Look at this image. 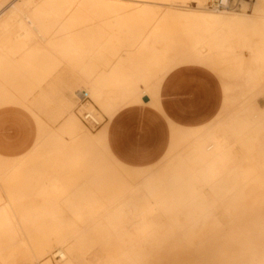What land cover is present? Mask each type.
<instances>
[{"label":"bare ground","instance_id":"bare-ground-1","mask_svg":"<svg viewBox=\"0 0 264 264\" xmlns=\"http://www.w3.org/2000/svg\"><path fill=\"white\" fill-rule=\"evenodd\" d=\"M218 1L0 0V147L10 138L13 141L14 136L10 130L12 126L17 128L19 123L16 105L24 107L26 115L32 114L39 128H44L36 142L71 143L76 138L89 140L100 138L105 142L104 115L111 118L121 106L135 100L140 101L143 93L149 95L147 87L158 84L163 78L161 56L148 48V42L178 48L179 43H187L183 38L176 36L178 28L183 25L184 28L194 26L199 31L201 39L197 45L205 49L212 44L213 34L218 30L250 31L260 37L258 45L264 48V0H226L223 5L218 4ZM189 55L184 54L183 57ZM49 79L50 82H47ZM46 83L50 84L44 85ZM64 91L69 92L68 97L63 96ZM79 92L86 93L87 99L84 102L79 100ZM251 92L245 96L247 108L253 122L261 123L264 121V104L256 99L254 92ZM55 94L56 97H51ZM149 97L155 104L156 97L153 95ZM75 99L79 100V104ZM85 111L96 115L101 122V128L96 129H102L103 133L99 135L82 133L84 131L82 122L87 125L81 118ZM41 114L53 117L49 119L53 120L54 126L48 125L49 119L47 123L44 122L46 120L40 118ZM77 115L82 122L76 118ZM57 120L61 121L62 125L60 124V129L55 130ZM248 125L250 124L238 127L225 120L214 125L213 157L217 163L226 162L231 153L240 147L241 142L248 136L249 128H246ZM201 139L197 136L192 137L187 144L192 146ZM204 163L208 161L202 162ZM53 164L56 170L65 169L72 174L77 172L73 168L76 166L75 163L65 161L57 155ZM112 164L115 166H111V171L108 170L110 175L107 173L110 177L106 180L100 179L101 181L93 185L92 194L104 195L110 190L115 191L116 188L126 190L136 186L137 169ZM1 169L0 167V172L3 171L5 174L6 171ZM254 173H259V170H254ZM1 177L9 176L2 174ZM101 178H107V175ZM180 180L189 184L205 183L207 179L203 176V170L189 167L184 173V178ZM186 184L170 186L165 197H179L180 194L175 192ZM5 193L7 194L4 192V195ZM2 195L0 193V218L4 223L0 225V239H6L11 234L19 241L18 250L11 257L9 264H23L25 260L31 262L35 258L39 259L30 264L37 262L47 264L55 252H61L65 256V259L57 264H111L118 261L121 255L132 253L129 248L114 246L107 251L112 254L111 258L91 260L81 250L78 240L72 239L82 235L83 230L72 231L70 240L62 239L60 231H55L56 239L53 242L48 241L46 237L47 241H44L49 244L28 245L32 241L14 228L19 221L16 218L18 221L15 223L17 216H14L15 206L18 204V211L26 209L25 198L21 197L22 194L17 197L8 194L5 196L6 199ZM19 197L23 199H17ZM65 200L67 202L69 199L56 200L53 203L54 208H62ZM46 201L42 198L39 202L36 200L33 204L30 202L35 215H42L46 211ZM70 202L72 203L71 199ZM185 204L189 203L179 202L181 206ZM178 211L179 209H170L167 202L151 199L137 204L131 210L125 225L138 219L140 229L147 226L165 231L177 225L180 216L176 214ZM153 216L156 217L155 221L160 224L159 226H148ZM105 218L103 212L93 217L87 229L102 224ZM160 230L158 233H152L153 237H172V234ZM146 234L147 232L143 231L134 236L143 238ZM140 243L141 241L135 242L136 245H141ZM175 244L190 245L185 247L186 250L194 251L187 241ZM172 245L169 244L170 247ZM173 248L171 247L172 250ZM142 260L139 259L138 263ZM255 264H264V259Z\"/></svg>","mask_w":264,"mask_h":264},{"label":"rangeland","instance_id":"rangeland-1","mask_svg":"<svg viewBox=\"0 0 264 264\" xmlns=\"http://www.w3.org/2000/svg\"><path fill=\"white\" fill-rule=\"evenodd\" d=\"M225 2L226 0H219L217 3L223 5ZM184 27L183 25L178 28L176 36L183 38L187 43H179L178 48L174 46L169 48L165 44H154L150 41L147 44L148 48L161 56L163 76L177 65H198L179 66L170 71L162 82V92L168 96L163 101L167 115L162 116L166 123V133L158 135L153 132H144L141 134V141L128 140L126 137L114 134L110 141L111 149L120 160L127 163L131 162L139 166L157 163L165 149L162 148L148 155L146 159L138 161L135 157L139 144L145 141V145H149L148 143L156 140L158 143L159 140L163 142L166 138L168 139L170 134L168 119L178 120L185 125H201L212 120L218 111L219 99L213 97L202 101L203 98L195 85L205 83L208 88L215 89L217 85L215 75L220 81L223 94L221 110L207 125L196 129L174 130L173 137L182 142L179 143L182 145L170 150L157 165L146 170L137 169L136 186L126 190L116 188L115 191L110 190L104 195L93 194L98 196L93 199L89 197L71 199L72 203L74 200L83 202L81 204L84 208L79 214L81 218H89L92 213L100 210V203H102L101 210L106 215L104 222L95 227H100L99 229L96 231H94L95 228L85 229L82 235L72 238L75 241L78 240L81 250L91 260L111 258L112 254L107 251L114 246L129 248L132 253L121 255L118 261H113L111 264H255L264 259V121L253 122L245 100V96L254 90L251 93L254 92L256 99L264 104V48L258 45L260 37L250 31L218 30L213 34L212 44L205 49L197 45L201 39L199 31L191 25ZM184 54L190 55L184 58ZM159 84L160 82L147 87V93L156 97ZM190 89H195L198 95L196 99L184 97ZM169 94L174 96H169ZM56 95L51 97H56ZM142 99L146 102L149 100L147 96H143ZM75 100L79 104V100ZM138 107L152 110L149 105L145 104L138 105ZM199 116L202 117L193 119ZM76 118L78 119L79 116L77 115ZM222 120L229 121L238 127L245 124L250 125L246 126L249 128L247 129L248 136L241 142L240 147L231 153L226 162L217 163L213 157V127ZM79 121L82 122L80 118ZM50 122L52 123L53 120ZM60 124L62 125L61 121L57 120L55 130L60 129ZM82 124L84 135L97 133L96 129L85 126L83 122ZM43 129L38 128L36 141ZM10 132L14 136L13 141L10 138L2 147L20 140L18 126L17 128L12 126ZM157 135L158 139H154ZM196 136L202 139L188 146L187 142ZM97 140L100 138L92 140L76 138L71 142V152L80 151L81 156L74 153L71 155L69 161L76 164L73 168L77 172L74 174L66 172L71 181H67L65 187L61 184V193L69 189L84 191L86 189L88 194V191L91 192L93 185L96 184L94 183L95 178L97 180L108 179L109 171L115 166L112 163L121 164L110 157L106 153L104 144ZM204 161L208 163L202 164ZM22 164V161L8 164L0 160L1 168L10 165L12 171L15 170V166ZM189 167L203 170V176L207 179L205 183L186 184L181 181L180 179L184 178V173ZM256 169L259 173L255 174ZM105 175L107 178H101ZM179 184L192 185V188L188 189V196L184 199L181 197L166 198L168 188ZM175 193L181 194L180 189ZM45 199L46 202L52 201V199ZM151 199L167 202L170 209L185 211L176 212L180 216L175 227L165 228V231L147 226L140 229L138 219L125 225L131 210L137 204ZM180 201H187L189 204L181 206ZM65 206L68 207V204ZM99 214L91 216L89 222ZM43 217L47 218L48 214L44 213ZM152 218L148 226H159L160 224L155 221L156 217ZM3 223L4 220L0 218V225ZM158 229L160 232L172 234V237H153L152 233H158ZM142 230L147 232L143 238L134 236L136 233L143 232ZM34 232L36 234L33 237H39L45 231ZM93 232L95 237L93 240H80L89 238ZM30 241L33 242L32 238ZM137 241H141V245H136ZM182 241L189 242L194 251L186 250L185 247L190 245L182 244L181 247L177 244L176 246L175 243ZM83 242L97 244L83 245L81 244ZM110 242L112 243L108 245L100 244ZM153 242L160 244H150ZM169 244H173L172 248L179 247V249L173 248L172 250ZM18 247L19 241L11 234L6 239H0V264H9ZM134 249L138 252L137 250L133 252ZM141 258L143 260L138 263ZM36 259L39 258L31 262L25 260L23 264H30Z\"/></svg>","mask_w":264,"mask_h":264},{"label":"crops","instance_id":"crops-1","mask_svg":"<svg viewBox=\"0 0 264 264\" xmlns=\"http://www.w3.org/2000/svg\"><path fill=\"white\" fill-rule=\"evenodd\" d=\"M182 65L198 66L195 64H182ZM182 65H177V66L173 67L163 76V78L160 81L157 93H156L155 104H153L151 102L149 95L143 93V95H141L140 101L135 100V101H133L127 105L121 106L111 116V118H108L106 115H104V122H103L104 129L103 130L105 131V135H106L105 142H103L101 140H97V141L104 144V147L106 149V153L108 155H110V157H112L113 159H115L116 161H118L119 163L124 165L125 167L132 168V169L146 170L148 168H151V167L157 165L158 163H160L165 158V156L168 154V152L170 150L176 148L178 145H182V144H179L182 142L176 140L173 137V131L174 130L196 129L198 127L207 125L220 112L221 107H222V102H223V94H222L221 87H220V81H219L218 77L212 71H210L208 69L211 73H213L215 75V77L217 79V85H216V87H214L215 89L208 88V86L205 83H200V84L197 83L195 86H196V90L197 89L199 90L201 98H203L202 101L210 100L213 97H217L219 99V108H218V111L212 120L205 122L204 124H201V125H194V124H191V125L186 124L185 125L183 122H178V120L175 121V120L168 119L170 134H169L168 139L166 138L167 140L165 139L163 142H160V140H159L158 143H156L157 142V140H156L155 142L148 143L149 145H145L146 142L144 141L143 143L139 144V146H138V150H137L136 157H135L136 160H138V161H141L142 159H146L148 157V155H150L151 153H155L162 148L165 149L162 156H161V159L157 163H154L152 165L139 166V165H135L131 162L127 163V162L120 160L114 154V152L112 151L111 146H110V141H111V138H113L114 134H118V135H121L122 137H126V139H128V140L135 139L137 141H141V138H142L141 134H143L144 132H153V133L158 134V135H160V133L161 134L166 133V123H165L162 116L164 114L167 115L165 112L166 107H164L163 101L168 96L166 93L163 94V92H162V82H163L164 78L166 77V75L170 71H172L173 69H175L179 66H182ZM47 82H50V79ZM49 84L46 83L44 85H49ZM195 92H196L195 89H190L186 92L184 97H187L189 99H196L198 97V95ZM63 93H64L63 96H67V97L69 96V92L64 91ZM143 96H147L149 100L147 102L144 101L142 99ZM169 96H174V95L169 94ZM141 104L149 105L152 108V110H148L146 108L138 107V105H141ZM156 105H157V107H156ZM16 109H17L16 113H19L18 128H19L20 140L14 144L7 145L4 147H0V160L2 162H6L8 164L11 162H18V161L23 162V164L21 166H15L14 172H11L12 166H10V165H8L6 167H2L3 169H1V170L6 171V173L9 176L8 178L7 177L6 178L1 177L2 174L5 176L7 174L6 173L4 174L3 171L0 172V179L2 180V178H4L2 180L3 182H1V180H0V184L2 183L1 184L2 186L0 188H3L2 190L0 189V193H1V195L2 194L4 195V192H7V194L5 193L6 195H4V196L2 195L5 199L8 196V194H13L14 196L16 195L15 197L20 196V194L25 195V196L21 195V197L25 198L24 204H25L26 209H21L20 211H18L17 210L18 204L17 205L15 204L16 206H15L14 210L16 212L14 211V216L17 215L15 217V219L17 218L19 220V221L17 219L15 220V223H16V221H18L17 227H16V224L14 226L15 231L20 232V234L23 233L22 235H25L27 237V239H29V240H30V238H32L33 242H30V244L27 243L28 245H39V243L40 244H46L47 242H45V241H47V238H48V241L53 242L56 239V237L54 236L55 231H62L61 232V235H62L61 238L70 240L72 238V231L87 229V226L89 224V218L93 215L102 213V210H101V204L102 203H100V210L95 211L94 214L92 213L89 218L88 217L87 218L86 217L85 218L79 217L80 211L82 210V208H84L81 204L83 202L81 200H79V201L74 200L73 203H71L70 199H72V198L73 199L74 198L81 199L82 197H89V199H93V198H97L98 196L93 195L90 191H88V194H87L86 189H85V191L82 189H74V190L69 189V190H64L61 193V191H60L61 184L63 187H65L66 186L65 184L67 183V181L70 182L71 178H70V176L66 175L67 170H65V169H63L61 171H59L58 169L56 170V167L53 163L55 161L56 155L60 158L62 157V159L65 161H69L70 157L73 153L78 154V156L80 157L81 156L80 151L72 153L71 152L72 148H71L70 142L69 143H54V142H49V141H45L44 143L43 142L42 143L36 142V137H37L38 128H39L36 119L34 118V116L32 114L26 115L27 111L24 107L16 105ZM201 117L202 116H199V117H196L193 119H199ZM40 118H42L43 121L45 119L46 121H44V122L47 123V119L51 118V116L41 114ZM50 121L51 120L49 119L48 125L52 127L53 122L51 123ZM100 128L96 129L97 133H95V134L99 135L100 133H103L102 129H100ZM158 135L155 136L154 139H158ZM73 149H75V148H73ZM46 156H48L49 158L48 157L46 158ZM51 172H53V173H51ZM45 173H47V174H45ZM13 175H14V178H12ZM15 177H18V178L15 179ZM5 179H6V181H4ZM99 181H101V180H99V179L97 180L95 178L94 183H97ZM6 182H8V183H6ZM11 182L13 183L12 185H11ZM168 186L166 187V189L168 188ZM190 187L192 188V185H189V186L185 185L182 188H180L181 194L179 197H181V199L182 198L184 199V197L188 196V189ZM31 188H33V189H31ZM20 189H22V190H20ZM3 190H5V191H3ZM11 191H12V193H11ZM56 192H57V194H56ZM66 195H67V197H66ZM21 197H19L17 199H20ZM23 198H21V199H23ZM42 198L52 199V201H48L45 205L46 211H44V213L48 214L47 218L43 217L44 213L42 215H40V214L35 215V213L32 210V207H33L32 204H33L34 200L39 202V201H41ZM55 198H57V199L63 198V199H69V200H67V202H66V200L64 201L62 208L55 209L54 204H53L55 202V200H54ZM16 201L19 202V200H16ZM16 201H15V203H16ZM66 204H68V207L65 206ZM29 205H31V206H29ZM78 205H80V206H78ZM178 212L182 213L185 211H178ZM18 216L20 219L18 218ZM22 219L24 221H22ZM71 221H72V223H71ZM99 228L100 227L95 228L94 231H96ZM38 230H42L45 232H42L41 236H39V237L38 236L33 237V235L36 234V232H34V231H38ZM50 236H51L52 240H50L51 239ZM26 237L23 236L24 239ZM94 238L95 237H94V232H93V233H91V236L89 238L88 237L82 238L80 240H93ZM40 241H42L43 243ZM31 243H33V244H31ZM111 243L112 242L100 243V244H107L108 245ZM47 244H49V243H47ZM81 244L92 245V244H97V243L83 242ZM10 245H12V244H10Z\"/></svg>","mask_w":264,"mask_h":264},{"label":"built area","instance_id":"built-area-1","mask_svg":"<svg viewBox=\"0 0 264 264\" xmlns=\"http://www.w3.org/2000/svg\"><path fill=\"white\" fill-rule=\"evenodd\" d=\"M78 96L81 102H84L87 99V95L84 92H79ZM81 118L87 125H89L93 129H96L100 127L101 125V122L99 121V119L96 117V115L93 112L85 111ZM64 259H65V256L63 253L55 252L53 255H51L50 261L47 264H57V262H62ZM35 264H44V263L37 262Z\"/></svg>","mask_w":264,"mask_h":264}]
</instances>
